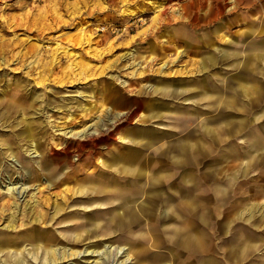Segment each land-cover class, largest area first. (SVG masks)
I'll list each match as a JSON object with an SVG mask.
<instances>
[{
    "label": "rangeland",
    "instance_id": "374dc122",
    "mask_svg": "<svg viewBox=\"0 0 264 264\" xmlns=\"http://www.w3.org/2000/svg\"><path fill=\"white\" fill-rule=\"evenodd\" d=\"M4 42L0 245L33 251L41 235L68 251L112 244L98 264L264 263V0H0ZM36 47L40 64L17 56ZM92 121L100 134L83 138ZM122 165L157 170L155 186Z\"/></svg>",
    "mask_w": 264,
    "mask_h": 264
},
{
    "label": "bare ground",
    "instance_id": "6f19581e",
    "mask_svg": "<svg viewBox=\"0 0 264 264\" xmlns=\"http://www.w3.org/2000/svg\"><path fill=\"white\" fill-rule=\"evenodd\" d=\"M158 6H160L161 7V4H158ZM172 11H173V13L177 16V17H180V15H181V11L179 10V8H173L172 9ZM129 12H131V10H129ZM131 13H133V12H131ZM90 38H91V36H89V37H87V41H89L90 40ZM82 42V39L79 37V39H77L76 41H75V43H81ZM7 43V42H6ZM13 48V47H12ZM12 48H10V46L8 45V44H5V42L4 43H2V45H1V47H0V50H1V52H9V51H11L12 50ZM57 48H58V46H57ZM33 49V48H32ZM39 50H37V47L36 48H34L33 50H29V51H23L22 49H20L19 50V52H17L18 53V57L20 56V55H22V56H27L26 54L28 53V52H32L33 51V53H35L36 55H35V61L38 63V64H40L39 62V58L37 57V56H39L38 55V53L40 52V48H38ZM59 49V48H58ZM65 49V48H64ZM68 49L66 48L65 49V51H67ZM57 51V50H56ZM76 55V53H73V56H75ZM228 55H226V56H224V57H227ZM76 58V57H75ZM208 58H210L211 60H214V57L213 56H208ZM38 59V60H37ZM51 60V64L53 63V64H55L56 63V61H57V56H53V58H51L50 59ZM42 62V61H41ZM70 65V68L71 69H75V67H76V64H75V62L74 61H72V62H70L69 63ZM202 65H205V64H202ZM53 67V66H52ZM73 72H76L77 74H79V76L80 75H83L86 71H83V70H81L80 69V71H73ZM39 76V78L40 79H38L37 81H36V83H39V84H45L46 82H47V80H48V75H46V76H44V73H42V74H39L38 75ZM35 79V78H34ZM243 83V82H242ZM241 83V85H242V88L243 89H245V88H247V85L246 84H242ZM239 86V85H238ZM157 89V87L156 88H154V90H156ZM107 109V111H109L110 109H109V107H107L106 108ZM125 111L122 113V111H119V112H117L116 111V113H115V116H114V118L113 119H110V122H112V123H117L116 121H118V118H120V117H123V116H125ZM140 117L141 118H145L146 117V115H144L143 113L142 114H140ZM93 118V117H92ZM97 125H99L98 124V122L97 121H92V123H91V126H87V127H85V129H82V130H78V133L80 134V135H82L83 136V138H86V139H89V138H92V137H95V136H98L99 134H100V128L99 129H97L96 127H97ZM103 125V124H102ZM27 133H28V135H32V132L30 131V129H29V124H28V126H27ZM66 131V130H65ZM81 131V132H80ZM37 150V149H36ZM53 150V149H52ZM125 167V169L126 170H128L129 172H133V173H141L142 172V170H141V168L139 167V165H137V168H136V166H134V167H131V166H129V165H124L123 166V168ZM46 185L47 186H49V185H52V182H51V180L49 179V178H46V184H45V186L43 187V188H41V190H43L45 187H46ZM148 189V188H147ZM7 190H10L13 194H16L15 193V187L14 186H12V185H9L8 187H7ZM33 198H35V197H33ZM40 198H36L35 199V201L34 202H37L38 200H39ZM248 206V205H247ZM249 207V206H248ZM251 207L254 209V207L251 205ZM244 209V208H243ZM256 209V208H255ZM256 210H258V209H256ZM247 211V210H246ZM245 211V212H246ZM253 211V210H252ZM251 211V212H252ZM244 212V211H243ZM251 212H250V214H251ZM262 212H264V211H262ZM248 213H249V210H248ZM254 213V212H253ZM241 214H243V213H241ZM249 214V215H250ZM254 215V214H253ZM245 216V215H244ZM249 219V218H248ZM234 220V219H233ZM250 220V219H249ZM229 221H231V220H229ZM7 226L9 227H11V226H13V224L11 223V222H9V223H7ZM226 232V231H225ZM76 235H78L77 233H75ZM33 239H35V241H36V249H41V250H43L44 249V252H45V258L42 260V264H48V263H51V262H55V261H57L58 262V260H63V259H65L69 254L70 255H78V254H81V255H83V256H86L87 258H86V263H84V264H94V261H95V264H98L101 260H103V259H106L107 257H109V255H110V253L111 252H113V251H111V245L112 244H106L103 248H101L100 246L98 247V245H90V246H87V247H85L84 249H82V250H77V249H73V248H70V251H68L67 250V247L66 246H62V248L61 247H58V245H56L55 243L56 242H54L53 241V239L52 238H50V237H46V238H44L43 236H41V235H38V236H34V238ZM240 244V243H239ZM253 245V244H252ZM257 245V244H256ZM118 247H117V250L115 251V254H123V252H125V250H124V246H119V245H117ZM259 246V245H258ZM230 247V246H229ZM114 248H115V246H114ZM244 248V247H243ZM36 249L35 250H30V249H26V247H24V246H21V243L19 242V241H14L13 243H7L6 245H0V252H3V251H5V250H7V252H8V256H9V254L11 253V252H14V254H13V256H14V258L11 260L12 261V263L13 264H27L28 262V260H27V254L28 255H30L31 254V256L32 257H34V256H36V254H37V251H36ZM256 249H258V248H256ZM244 251V250H243ZM89 255L90 256H93V255H97L98 257H96V258H94V259H89ZM124 256H126L124 259H122L121 261H115V263L114 264H120V263H122L124 260H127V259H129V257H130V253L129 252H126L125 253V255ZM9 259L5 256V258H1V262H0V264L1 263H3V264H5V261H8ZM109 263H111V262H109ZM76 264V263H75ZM262 264H264V263H262Z\"/></svg>",
    "mask_w": 264,
    "mask_h": 264
},
{
    "label": "crops",
    "instance_id": "0c3cea01",
    "mask_svg": "<svg viewBox=\"0 0 264 264\" xmlns=\"http://www.w3.org/2000/svg\"><path fill=\"white\" fill-rule=\"evenodd\" d=\"M142 107V106H141ZM140 107V108H141ZM149 108H152L153 109V114H152V118L155 116V107H153V104H151L150 105V107ZM139 111H140V109H139ZM147 116L149 115V113L148 114H146ZM146 118V117H145ZM181 148H183V145H182V147L180 146L179 147V149L181 150ZM185 152V151H184ZM181 155H184V153H180ZM123 166L124 165H122V167L121 168H119V170L121 171V172H129L128 170H126L125 169V167L123 168ZM136 168H137V166H136ZM142 172H145V175L142 173ZM142 172L141 173H133V174H131L132 176H139V178L141 177V176H143V177H146L147 179H148V181L150 180V179H152V177L149 175V174H151V175H153L154 173H156L157 172V170H155V172L154 171H150V170H142ZM147 172H149V173H147ZM150 172H152V173H150ZM183 172V171H182ZM148 174V175H147ZM164 176H165V179L166 178H168L169 176H173V173L172 172H168V171H165L164 172ZM147 184H148V186H147V188L148 189H151V188H153L154 186H155V183L154 182H152V181H149V182H147ZM106 188V187H105ZM147 188L144 190V191H147ZM143 193V192H142ZM144 194V193H143ZM136 207H137V205H136ZM138 211H139V209L137 208L136 209V211H134L133 213H129L130 214V216H133V215H135V216H137V214H138ZM124 213V211H121V214H123ZM123 217H124V215H123ZM120 218H122V215H121V217ZM187 232H188V234H187ZM185 234H186V237L180 242V245H182V246H188L189 244L190 245H193L195 242H196V237H195V235L194 236H192L191 235V233L189 232V231H187L186 230V232H185ZM152 244H151V246H155V237L153 238V241L151 242ZM146 251H148V248L146 249Z\"/></svg>",
    "mask_w": 264,
    "mask_h": 264
}]
</instances>
